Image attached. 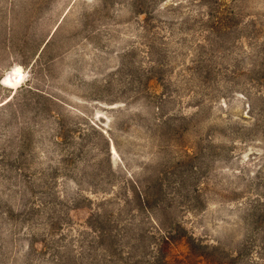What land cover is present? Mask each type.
Listing matches in <instances>:
<instances>
[{
    "label": "rangeland",
    "instance_id": "374dc122",
    "mask_svg": "<svg viewBox=\"0 0 264 264\" xmlns=\"http://www.w3.org/2000/svg\"><path fill=\"white\" fill-rule=\"evenodd\" d=\"M189 236L264 264V0H0V264Z\"/></svg>",
    "mask_w": 264,
    "mask_h": 264
},
{
    "label": "trees",
    "instance_id": "16d2710c",
    "mask_svg": "<svg viewBox=\"0 0 264 264\" xmlns=\"http://www.w3.org/2000/svg\"><path fill=\"white\" fill-rule=\"evenodd\" d=\"M180 127L181 126H179L178 128ZM196 155L197 157H201L202 153L199 151ZM190 158L191 160L193 159V157ZM148 194H150L149 190L147 191L146 195H143L142 193L137 194L138 199H140V201H142V203L145 204L144 206L150 205V198L148 197ZM188 242L192 254L201 258L205 262V264H237L238 262L237 256L233 255L231 252L225 250L219 245L208 244L201 241H197L196 239L190 236L188 237ZM155 250L160 260H162V264H166L165 263L166 255L163 249L157 246Z\"/></svg>",
    "mask_w": 264,
    "mask_h": 264
}]
</instances>
